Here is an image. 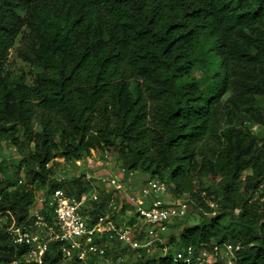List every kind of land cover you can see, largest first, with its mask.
<instances>
[{
	"label": "trees",
	"instance_id": "obj_1",
	"mask_svg": "<svg viewBox=\"0 0 264 264\" xmlns=\"http://www.w3.org/2000/svg\"><path fill=\"white\" fill-rule=\"evenodd\" d=\"M19 37L18 57L41 71L32 85L6 70ZM248 123L264 128V0H0V142L34 145L15 180L0 178V264H36L7 229L34 222L39 193L92 190L82 176L55 179L58 151L73 164L113 152L127 173L170 182L202 209L175 250L136 251L137 264H187L178 252L214 244L240 245L237 264H264V137ZM198 178L215 186L206 197ZM107 196L83 209L90 224ZM61 247L40 264L66 260Z\"/></svg>",
	"mask_w": 264,
	"mask_h": 264
},
{
	"label": "built area",
	"instance_id": "obj_2",
	"mask_svg": "<svg viewBox=\"0 0 264 264\" xmlns=\"http://www.w3.org/2000/svg\"><path fill=\"white\" fill-rule=\"evenodd\" d=\"M89 162L92 163L91 160ZM124 196L131 207L126 212L125 221L116 223L112 215L105 212L90 224V218L83 213V209L87 208V196L77 199L62 189H56L51 194L41 192L32 209L34 222L17 225L13 220L7 232L15 245L26 248L25 260L28 263H42L52 242L61 243L65 259L76 256L86 261L89 254L102 255L105 251L95 243L96 236L115 237L130 251L145 250L150 253L162 242L163 235L172 225L188 216L193 204L176 196L170 200L167 185L157 179L149 181L137 193ZM209 206L214 208L215 205ZM44 210L50 211L52 222L43 215ZM239 251L241 246L233 244H214L211 250L198 251L188 247L178 252L176 259L187 264H237Z\"/></svg>",
	"mask_w": 264,
	"mask_h": 264
},
{
	"label": "rangeland",
	"instance_id": "obj_3",
	"mask_svg": "<svg viewBox=\"0 0 264 264\" xmlns=\"http://www.w3.org/2000/svg\"><path fill=\"white\" fill-rule=\"evenodd\" d=\"M20 39L21 37L17 39L15 47L11 50L6 70L11 77H20L26 84L32 85L41 71L36 66L27 63L18 57L17 48L19 47ZM247 127L258 137H264V128L262 126L248 123ZM33 147V143L31 144L30 142L25 141L22 150H18L10 142H0V162L5 161L6 166L12 171L7 175L4 172L0 173V178L12 175V180H15L17 175L14 172L17 170L19 162L23 159L24 155L31 152ZM90 160L92 163L89 162ZM55 163L53 171L55 172L56 180L61 181L82 176L86 181L92 184V190L89 193L84 194L87 196V207L93 202L100 201L103 195H108L104 206L105 212L112 215V218L116 223H122L125 221L126 212H122V209H127L126 205L128 206V204L124 195L135 194L149 181L156 179L140 171L127 173L125 166H123L122 162L117 159L113 152L100 153L92 151L91 157L83 159V161L77 165L65 161L61 152L58 151ZM249 174H251V172H246L244 175ZM21 175L23 177L24 174L21 173ZM19 186L22 185L19 184ZM167 187L170 200L175 199L173 187L170 182H168ZM214 187L213 182L206 178H198L196 180V190L202 197H206V189L212 191ZM94 197H97V199ZM177 198L192 201L191 212L186 218L172 225L168 229V232L163 235L162 242L157 244L152 252L145 256L152 258L161 256L171 250H175V245L179 239L181 230L184 227L197 225L202 221V209L189 195L185 194ZM213 198L215 197H212V199ZM212 199L208 198L205 199V201L207 204H214V208L211 209L217 213L219 207L216 206L217 202ZM236 213H238V211H236ZM212 215H214V213H212ZM5 223L6 216L0 214V225H4ZM173 238L174 244L172 243ZM98 245L105 251V253L102 255L89 254L88 259L82 264H137L141 260V254L139 252L130 251L122 245L120 240L114 237H106ZM60 264H75V262L72 259H66Z\"/></svg>",
	"mask_w": 264,
	"mask_h": 264
}]
</instances>
